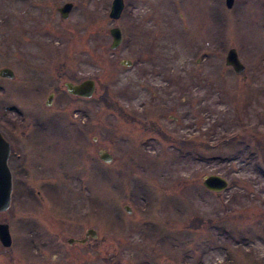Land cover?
I'll return each mask as SVG.
<instances>
[{"label": "rangeland", "instance_id": "obj_1", "mask_svg": "<svg viewBox=\"0 0 264 264\" xmlns=\"http://www.w3.org/2000/svg\"><path fill=\"white\" fill-rule=\"evenodd\" d=\"M112 1L0 0V116L40 142L0 264H264V0H125L118 20ZM85 79L92 97L67 91Z\"/></svg>", "mask_w": 264, "mask_h": 264}, {"label": "water", "instance_id": "obj_2", "mask_svg": "<svg viewBox=\"0 0 264 264\" xmlns=\"http://www.w3.org/2000/svg\"><path fill=\"white\" fill-rule=\"evenodd\" d=\"M235 0H226L227 7L231 8L234 5ZM125 7V0H113L111 5L110 17L113 19H119ZM73 8V3L68 2L59 10L64 18L69 16L70 11ZM113 42L111 47L117 48L121 45L123 40L122 30L120 27H113L110 31ZM126 65H131V61H124ZM226 64L234 68V70L238 73H241L245 70L246 66L241 61L238 51L236 48H231L228 51L226 57ZM1 76L7 78H13L14 72L9 68L2 69L0 72ZM67 91L75 96H80L84 98H90L93 96L96 90V82L93 79H85L80 83L67 82L66 84ZM51 103V100L48 101V104ZM101 158L110 163L113 159V156L110 153H102ZM205 187L211 191L220 192L225 190L229 182L226 178L212 174L207 176L203 181ZM12 190H13V182H12V173L7 164V156L1 154L0 152V212H4L8 210L11 206L12 200ZM98 235L95 229H88L86 233V238L83 239H70L69 242H79L85 243L88 238L94 237L96 238ZM0 241L5 247H10L13 243V238L10 232V227L7 223H0Z\"/></svg>", "mask_w": 264, "mask_h": 264}, {"label": "flooded vegetation", "instance_id": "obj_3", "mask_svg": "<svg viewBox=\"0 0 264 264\" xmlns=\"http://www.w3.org/2000/svg\"><path fill=\"white\" fill-rule=\"evenodd\" d=\"M9 68L4 67L2 69ZM0 69V72L1 70ZM11 69V68H9ZM13 70V69H11ZM1 76V75H0ZM53 95H51V101H52ZM18 123L16 120L11 118L10 116H0V152L3 155L7 156V164L8 167L13 175V186L15 183L14 180V172L17 168V161H20L22 151H25V147L27 144H33L32 142L33 138L28 137V134L25 132L18 131ZM39 133H34V135H38ZM43 134V133H42ZM36 145H40V142L34 143ZM23 160L25 162V158L22 159L20 162V166H22Z\"/></svg>", "mask_w": 264, "mask_h": 264}]
</instances>
